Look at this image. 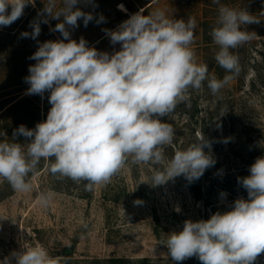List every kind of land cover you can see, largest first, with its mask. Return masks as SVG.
I'll use <instances>...</instances> for the list:
<instances>
[{
  "label": "clouds",
  "instance_id": "1",
  "mask_svg": "<svg viewBox=\"0 0 264 264\" xmlns=\"http://www.w3.org/2000/svg\"><path fill=\"white\" fill-rule=\"evenodd\" d=\"M35 0H0V26H10ZM54 11L49 0L43 12L53 19L63 17L54 31L63 39L39 44L30 59L25 82L27 94L43 97L48 92L51 105L46 120L29 129L20 125L13 139L0 141V178L18 193H31L29 180L41 160L57 179L84 183L86 191L106 185L129 161L154 167L150 183L166 184L184 176L198 180L216 163L211 143L203 133L187 149L177 150L169 159L167 146L173 144L175 130L164 118L189 100L191 89L204 82L217 94L240 71L239 58L232 51L251 38L243 26L259 23L245 8L237 10L219 5L216 26L210 32L218 46L216 63L225 70L223 79L209 76L206 63L198 62L195 49L196 21L189 17L170 19L163 11L131 15L116 30H105L112 45L120 49L111 54L89 47L85 39L70 38V28L84 26L94 19L75 6L79 0H63ZM126 11L123 5H118ZM101 15L97 23L104 21ZM47 23V19L43 21ZM31 36L40 34V23L32 22ZM67 41V42H65ZM27 138L26 146L15 142ZM142 183V182H141ZM248 198H237L230 210L217 211L209 219L183 222L182 230L172 231L163 245L172 261L196 257L201 264H255L264 254V157L255 159L249 175L238 177ZM226 193H221L225 197ZM42 206L51 199L48 192L38 194ZM136 204L141 203L139 200ZM83 227L87 228L84 224ZM60 264L41 246L22 245L0 260V264Z\"/></svg>",
  "mask_w": 264,
  "mask_h": 264
},
{
  "label": "rangeland",
  "instance_id": "2",
  "mask_svg": "<svg viewBox=\"0 0 264 264\" xmlns=\"http://www.w3.org/2000/svg\"><path fill=\"white\" fill-rule=\"evenodd\" d=\"M48 2L35 0L10 26H0V141L11 142L13 131L20 125L34 129L51 107L50 93L43 97L27 94L29 85L25 82L29 66L36 63L30 57L39 44L63 39L53 30L63 17L53 19L43 12ZM54 2V11L64 7L63 0ZM224 2L237 10L245 8L259 20L243 26L251 38L235 49L242 69L215 95L207 81L199 90L191 89L189 100L164 118L175 130L173 144L165 149L169 159L203 133L211 143V149L205 151H210L215 165L193 182L179 176L153 186L143 182H150L154 167L129 161L110 183L92 191H86L83 182L57 179L46 171L30 174L31 193L15 192L0 178V260L26 245L41 246L66 264H112L109 259L113 258L123 259L116 264H201L196 257L172 261L163 245L168 234L182 230L185 220H207L217 211L230 210L237 198L247 199L238 177L249 175L250 165L264 157V0ZM75 7L91 13L94 19L86 27L82 19L78 20V27L69 29L70 38L77 42L83 38L99 52L118 51L120 45H112L105 30H116L141 10L144 15L160 10L170 19L194 18L192 47L198 62L205 63V55L215 59L218 51L209 55L205 50L202 23L205 15L215 16L216 11L205 12L203 0H79ZM32 9L39 19H26ZM101 15L105 19L97 23ZM45 19L48 30L42 24ZM34 21L40 23L39 36H22L33 31ZM214 59L206 63L209 76L213 75L209 61ZM12 100L18 103L14 106ZM15 142L26 146L28 140L20 135ZM40 192L51 194L47 206L40 204ZM222 192L226 193L223 198ZM138 200L141 203L136 204ZM255 264H264V254Z\"/></svg>",
  "mask_w": 264,
  "mask_h": 264
},
{
  "label": "trees",
  "instance_id": "3",
  "mask_svg": "<svg viewBox=\"0 0 264 264\" xmlns=\"http://www.w3.org/2000/svg\"><path fill=\"white\" fill-rule=\"evenodd\" d=\"M225 0H220V3L221 4H224V5H227L229 6L226 2H224ZM203 5H204V9H205V12H211V11H216L215 12V16H208V15H205V19L202 23V26H203V35H204V44H205V50L209 53H212L214 52L215 50L218 49V46L214 44L213 40H212V37L210 35V32L212 30V28L214 26H216V21H217V18H218V8H219V5L217 4H214L213 3V0H203ZM39 15L37 13L36 10L32 9L31 13L28 14L26 16V19L27 20H30L31 18H38L39 19ZM41 19V18H40ZM126 20V19H125ZM124 20V21H125ZM42 24H43V27L44 29H47V26L45 25V23H43L42 21ZM48 30V29H47ZM51 34V33H50ZM235 54V49L232 50ZM208 55V56H209ZM205 63H208V59H214V58H206V55H205ZM209 66H210V69H212V74L214 76H216V78H219L220 76H225V75H231V73H226L224 69H222L214 60H210L209 61ZM239 67H240V70L242 69V66L239 62ZM235 76H237V74H235L233 76L232 79L235 78ZM29 88V87H28ZM14 100H12L11 102H13ZM11 102H9L8 104H10ZM18 103V101H14V103L12 105H16ZM13 109V108H12ZM10 109L8 108L7 111H9ZM47 111H45V114H44V117H43V120H46L47 118ZM43 171H46L48 172L46 166H45V161L41 160L40 164L37 166V170L34 174H37V173H41ZM49 173V172H48ZM34 174H31V175H34ZM50 174V173H49ZM51 175V174H50ZM66 256V255H64ZM60 260V263H67L66 260H63V259H59ZM109 262L112 263V264H116V263H121L123 262V259H118V258H113V259H109Z\"/></svg>",
  "mask_w": 264,
  "mask_h": 264
},
{
  "label": "water",
  "instance_id": "4",
  "mask_svg": "<svg viewBox=\"0 0 264 264\" xmlns=\"http://www.w3.org/2000/svg\"><path fill=\"white\" fill-rule=\"evenodd\" d=\"M68 252H66V254H67Z\"/></svg>",
  "mask_w": 264,
  "mask_h": 264
}]
</instances>
